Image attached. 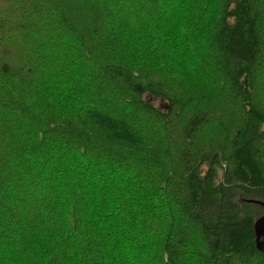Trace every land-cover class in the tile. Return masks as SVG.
Masks as SVG:
<instances>
[{
	"label": "trees",
	"instance_id": "obj_1",
	"mask_svg": "<svg viewBox=\"0 0 264 264\" xmlns=\"http://www.w3.org/2000/svg\"><path fill=\"white\" fill-rule=\"evenodd\" d=\"M256 200L264 0H0V264H264Z\"/></svg>",
	"mask_w": 264,
	"mask_h": 264
},
{
	"label": "water",
	"instance_id": "obj_2",
	"mask_svg": "<svg viewBox=\"0 0 264 264\" xmlns=\"http://www.w3.org/2000/svg\"><path fill=\"white\" fill-rule=\"evenodd\" d=\"M251 200H255V199H251ZM258 203H260L261 205H264V200L260 201V200H256ZM255 235H256V245L259 249H262V251L264 252V213L262 216H259L256 220H255Z\"/></svg>",
	"mask_w": 264,
	"mask_h": 264
}]
</instances>
